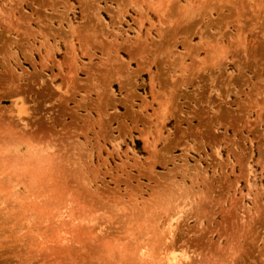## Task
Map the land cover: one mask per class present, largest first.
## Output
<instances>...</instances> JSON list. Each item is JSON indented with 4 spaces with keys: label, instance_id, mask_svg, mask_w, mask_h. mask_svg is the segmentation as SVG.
I'll use <instances>...</instances> for the list:
<instances>
[{
    "label": "rangeland",
    "instance_id": "rangeland-1",
    "mask_svg": "<svg viewBox=\"0 0 264 264\" xmlns=\"http://www.w3.org/2000/svg\"><path fill=\"white\" fill-rule=\"evenodd\" d=\"M0 264H264V0H0Z\"/></svg>",
    "mask_w": 264,
    "mask_h": 264
}]
</instances>
